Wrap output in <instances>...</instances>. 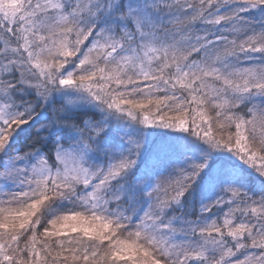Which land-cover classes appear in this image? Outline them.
Instances as JSON below:
<instances>
[{"label": "snow or ice", "instance_id": "6c2138e0", "mask_svg": "<svg viewBox=\"0 0 264 264\" xmlns=\"http://www.w3.org/2000/svg\"><path fill=\"white\" fill-rule=\"evenodd\" d=\"M0 264H264V0H0Z\"/></svg>", "mask_w": 264, "mask_h": 264}]
</instances>
